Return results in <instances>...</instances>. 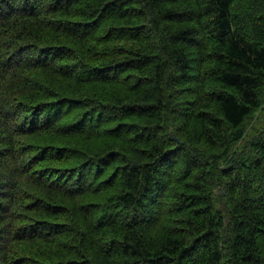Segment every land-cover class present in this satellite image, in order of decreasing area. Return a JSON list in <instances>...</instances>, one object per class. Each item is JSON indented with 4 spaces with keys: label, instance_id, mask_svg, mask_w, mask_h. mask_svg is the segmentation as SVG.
Masks as SVG:
<instances>
[{
    "label": "trees",
    "instance_id": "1",
    "mask_svg": "<svg viewBox=\"0 0 264 264\" xmlns=\"http://www.w3.org/2000/svg\"><path fill=\"white\" fill-rule=\"evenodd\" d=\"M261 109L264 0H0V264H264Z\"/></svg>",
    "mask_w": 264,
    "mask_h": 264
},
{
    "label": "rangeland",
    "instance_id": "2",
    "mask_svg": "<svg viewBox=\"0 0 264 264\" xmlns=\"http://www.w3.org/2000/svg\"><path fill=\"white\" fill-rule=\"evenodd\" d=\"M264 129V110L261 109V112L257 114L256 116H253L248 122H247V140L255 135L257 132ZM244 144H241L240 146H243Z\"/></svg>",
    "mask_w": 264,
    "mask_h": 264
},
{
    "label": "bare ground",
    "instance_id": "3",
    "mask_svg": "<svg viewBox=\"0 0 264 264\" xmlns=\"http://www.w3.org/2000/svg\"><path fill=\"white\" fill-rule=\"evenodd\" d=\"M81 204H82V203H81ZM82 205H83V204H82ZM72 222H73V221H72ZM111 234H112V233H111ZM108 235H109V233H108ZM100 236H101V235H100ZM100 236H99V237H100ZM106 238H107V237H106ZM102 239H103V238H102ZM103 240H104V239H103ZM62 264H63V263H62Z\"/></svg>",
    "mask_w": 264,
    "mask_h": 264
}]
</instances>
